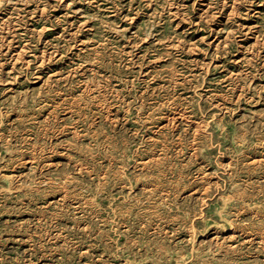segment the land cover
Listing matches in <instances>:
<instances>
[{
    "label": "rangeland",
    "instance_id": "rangeland-1",
    "mask_svg": "<svg viewBox=\"0 0 264 264\" xmlns=\"http://www.w3.org/2000/svg\"><path fill=\"white\" fill-rule=\"evenodd\" d=\"M0 264H264V0H0Z\"/></svg>",
    "mask_w": 264,
    "mask_h": 264
},
{
    "label": "bare ground",
    "instance_id": "bare-ground-1",
    "mask_svg": "<svg viewBox=\"0 0 264 264\" xmlns=\"http://www.w3.org/2000/svg\"><path fill=\"white\" fill-rule=\"evenodd\" d=\"M196 240V239H195Z\"/></svg>",
    "mask_w": 264,
    "mask_h": 264
}]
</instances>
